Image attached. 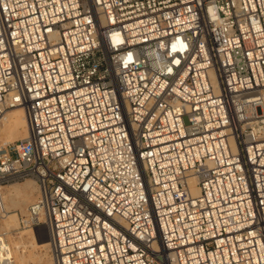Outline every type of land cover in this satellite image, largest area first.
<instances>
[{
	"label": "built area",
	"instance_id": "2783aa9c",
	"mask_svg": "<svg viewBox=\"0 0 264 264\" xmlns=\"http://www.w3.org/2000/svg\"><path fill=\"white\" fill-rule=\"evenodd\" d=\"M15 107L47 264H264V0H0Z\"/></svg>",
	"mask_w": 264,
	"mask_h": 264
},
{
	"label": "bare ground",
	"instance_id": "6f19581e",
	"mask_svg": "<svg viewBox=\"0 0 264 264\" xmlns=\"http://www.w3.org/2000/svg\"><path fill=\"white\" fill-rule=\"evenodd\" d=\"M89 1V0H87ZM27 135V127L22 108L15 107L4 109L0 113V141L1 143L13 140H19ZM11 182V181H10ZM191 190L193 194L197 193L195 180L192 179ZM10 186V185H9ZM37 192V185L34 181H26L23 186H10L5 195L2 196V210L0 213V232L3 234V242L8 249V255L12 258L13 264H16L15 254L20 264H28L29 258L24 248V236L14 233L13 230L18 226V212L27 214L30 206L34 203L33 193ZM36 199V198H35ZM37 220H41L38 216ZM41 223V222H40ZM29 226V225H25ZM29 232V231H28ZM12 238L10 239L9 238ZM31 241L38 245H44L47 240V231L37 230L28 234ZM14 250L16 252H14ZM43 257H39L36 264H41ZM47 264V263H46Z\"/></svg>",
	"mask_w": 264,
	"mask_h": 264
},
{
	"label": "rangeland",
	"instance_id": "374dc122",
	"mask_svg": "<svg viewBox=\"0 0 264 264\" xmlns=\"http://www.w3.org/2000/svg\"><path fill=\"white\" fill-rule=\"evenodd\" d=\"M13 141H15V140H13ZM0 143H1V141H0ZM26 181H34V180L31 178H25V179L12 180L11 182L10 181L7 182L2 188V194L5 195L6 190L10 186H13V185L14 186H23L26 183ZM36 196H37V192H34L33 193L34 201H35ZM2 203H3V199H2ZM16 212H18L19 221H18V226H16V228L13 230V232L18 233V234L20 233L25 237L24 242H25L26 247L24 248V252H26V254L28 255L29 262H30L28 264H36V261L39 257H43L41 264H46L48 262V259H49L47 240L44 241L45 242L44 245H38V244L34 243L33 241H31V238H29V236H28V234L30 232H37V230L45 231L44 224L42 223V221H40L41 223L37 222L34 225L25 226L20 222L21 217H23L25 215V213H21L19 210H17ZM1 221L2 220L0 219V224H1ZM9 238H10V236H9ZM10 239H12V238H10ZM14 252H16V251L14 250ZM14 254H15L16 264H20L18 262V258H17L16 253H14Z\"/></svg>",
	"mask_w": 264,
	"mask_h": 264
}]
</instances>
